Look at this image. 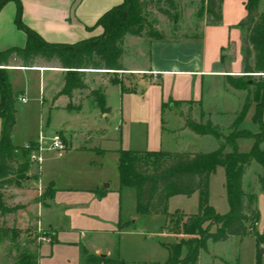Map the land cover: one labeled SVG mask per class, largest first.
Wrapping results in <instances>:
<instances>
[{
    "label": "crops",
    "instance_id": "1",
    "mask_svg": "<svg viewBox=\"0 0 264 264\" xmlns=\"http://www.w3.org/2000/svg\"><path fill=\"white\" fill-rule=\"evenodd\" d=\"M123 1L7 0L0 9V53L26 47L28 37L18 27V17L23 26L44 43L73 46L99 38L103 30L96 26L98 20ZM246 1L243 0L245 16ZM226 2L224 0L221 6V21ZM201 27L203 31L208 25L203 22ZM242 32L244 37L245 32ZM195 38L155 41L126 35L120 61L124 71L78 70L77 79L82 86L65 94L62 91L68 80V71L62 67L57 56L26 62L13 52L8 56L6 66L0 64L14 99L15 123L10 133L11 145L23 148L32 142H39L40 138L46 142L41 146L38 171L34 172V164H30L27 173L28 177L38 174V180L34 181L36 190L30 187L12 191L14 195H25L29 199L26 203H17V206L22 207L19 211L26 215V226L46 228L53 239L50 249L44 254L39 253L37 264L43 261L55 264L59 249L76 244L70 237L77 229L101 241L109 240L110 236L119 233L113 226L110 227V224L119 225L118 194L116 191H107L108 185L104 188L96 183L93 187H54L59 176L53 172L49 174L47 166L43 165L45 159L42 154L50 151L51 144L48 145V142L52 143L55 136L62 140L66 148L72 146L75 149L96 150L86 145V142L93 141L117 144L118 147L106 150L115 155L120 150L196 154L200 152L195 149V143L206 136L186 128L183 115L190 114L191 120L197 124L202 123L205 116L209 117L214 126L224 130L230 129L235 122L245 92L232 89L227 78L242 76V68L230 71L220 60L207 58L203 45L198 44ZM111 81H117V84ZM99 96L104 100L106 112L96 102ZM20 98H24L25 102H21ZM167 109L170 121L174 124L169 128H165L163 120ZM254 113L255 104H252L239 125L240 130L252 134L259 132L258 125L252 122ZM226 117L229 121L223 124L222 120ZM2 124L0 118V134ZM164 135H168L165 143ZM82 139L85 142L83 145L80 142ZM227 151L231 152V148ZM64 154H57V157L64 158ZM63 161L62 170L65 171L70 161ZM254 164L243 176V189L246 192L252 189L257 203V197L264 195L255 181L257 175L261 174L259 165L248 185L244 183ZM103 180H100V184L104 183ZM48 188L55 190L54 195L42 203L39 197ZM59 218L66 223L65 227L60 226ZM232 239L241 238H231L226 242ZM206 254L210 255L208 251ZM95 255L120 261L118 251L110 252L102 246L101 249L97 248ZM209 257L214 261L220 259L213 255ZM64 260L62 264H85L86 257L79 263H71L66 257Z\"/></svg>",
    "mask_w": 264,
    "mask_h": 264
},
{
    "label": "trees",
    "instance_id": "2",
    "mask_svg": "<svg viewBox=\"0 0 264 264\" xmlns=\"http://www.w3.org/2000/svg\"><path fill=\"white\" fill-rule=\"evenodd\" d=\"M6 1L0 0V9ZM198 1L208 19L207 25H218L221 22V6L224 0ZM259 2L260 0L246 1L244 5L246 16L238 25L245 32L241 40L243 76L238 78L228 76L227 83L232 89L245 92V98L240 113L230 127L231 132L227 137L222 138L216 127L212 129L210 122L203 126L189 118L185 120L186 128L195 134L212 137L218 142V148L204 154L118 151L119 186L135 189L138 214L166 215L170 198L175 196L189 198L195 193L198 194V212L190 216L180 214L187 218V221L182 222L179 228L183 234L198 235L199 238L176 244H162L168 252L166 264H197L200 252H207L209 241L226 242L231 238H243L249 233L255 238L257 251L264 246V234L256 231L259 219L256 195L252 189L247 192L243 189V176L251 164L256 163L261 167V174L257 175L255 181L260 192L264 194V12L259 11ZM144 3L145 0H124L121 5L112 8L98 20L96 26L103 30L99 38L73 46H53L44 43L26 29L18 17L17 25L26 32L27 45L22 50L10 49L0 53V64L6 66L7 58L13 52L19 54L26 62L35 58L51 59L57 56L62 67L68 71L63 94L82 86L77 79L78 70L124 71L120 61L123 54L122 42L126 35L133 37L145 35L155 41L164 40L162 34L152 27H147L142 15ZM155 3L157 6L166 7L160 8L159 12L169 21H176V15L169 12L176 8V0H155ZM250 74L259 75V80L246 81L244 77ZM111 83L117 84V81ZM96 102L103 112L107 111L102 96L97 97ZM13 104L10 85L4 71L0 69V118L3 120L0 134V215L2 216L13 214L22 207L8 208L2 201L1 191L12 186L20 188L22 180H38V174L31 177L27 175L30 168V153L38 151L37 142L28 144L30 147L28 150H24V147L14 148L10 143V133L15 123ZM252 104H255L252 122L259 127V132L255 134L246 130H237ZM239 137L252 140L248 152L237 151L235 140ZM227 146H230L231 152H225ZM18 152L23 159L20 168L15 167L14 155ZM219 167L225 172V190L229 206V211L223 215L217 214L208 204L209 180ZM49 191L47 199H52L55 190L48 188L41 195L40 202H44V196ZM173 215H167V222L171 223ZM182 246L186 247V255L183 258H181ZM83 253L86 257L85 264H122L120 261L91 255L85 249ZM38 257L37 253L32 255V264H37ZM256 264H261L259 258L256 259Z\"/></svg>",
    "mask_w": 264,
    "mask_h": 264
},
{
    "label": "rangeland",
    "instance_id": "3",
    "mask_svg": "<svg viewBox=\"0 0 264 264\" xmlns=\"http://www.w3.org/2000/svg\"><path fill=\"white\" fill-rule=\"evenodd\" d=\"M176 3V8L169 10L171 14L176 15V21H169L166 16L159 12L160 8L165 9L166 7L157 6L155 0H145L142 15L147 22V27H152L162 34L164 40H190L196 37V42L203 45L204 54L207 58H216L222 62V65L227 66L230 71H239L242 67L243 49L241 37H243V32L238 25L245 16L243 15V0H227L220 24L208 25L203 31L201 25L203 22L207 23L208 19L204 15L199 1L176 0ZM259 11L264 12V0L259 2ZM199 14H201V17H199ZM136 38L152 39L145 35ZM244 78L246 81L250 79L257 82L260 77L257 74H250ZM186 109L184 110L186 111ZM169 117L170 114L167 109L163 114V120L166 123L165 128L174 125ZM183 118L185 123V120L187 118L191 119V116L187 114L183 115ZM227 121H229L228 117L222 120L223 124ZM207 122L211 123L212 129L216 127L212 123L211 118L206 116L200 124L205 126ZM216 129L222 138L227 137L231 132V129L224 130L218 127ZM237 130L240 131L239 127ZM112 134L118 133L113 132ZM163 140L165 143L168 140V135H164ZM139 141L140 143L142 142L141 140ZM80 142L82 143L81 145L85 143L83 139ZM235 142L236 149L240 153L248 152L252 146V140L248 138L239 137ZM49 144L51 143L48 142ZM86 145L94 147L96 150L75 149L70 146L65 151L67 153L69 149L67 155L65 153L64 158H58L57 152L50 149L49 152L42 154V157L45 159L43 165L47 166L49 174L53 172L59 176L55 182V188L93 187L94 183H96L100 185V188L108 185L107 191H116L119 201V225L110 224V227L113 226L119 233L110 236L109 240L101 241L98 237L91 234L85 235L77 229L76 233L70 237L76 244L59 249L57 254L58 260L56 259L57 262L55 264H62L65 261V257L71 263H79L85 257L83 249L89 254L95 255V251H97V248L101 249V246L110 252L118 251L120 262L123 261L122 264H166L168 252L163 249L161 244H176V242L179 243L199 238L198 235H185L179 228L182 222L187 221V218L182 216V212L186 215L197 212V193L189 198L185 196L170 198L167 204L166 215H140L136 211L135 189L131 187L121 188L119 186L117 170L118 155L106 151L107 149L116 148L118 145L95 141L86 142ZM194 147L200 153H210L216 150L218 142L212 137L206 136L200 142L195 143ZM29 148V145L24 146V150H28ZM228 148L230 146H227L225 149L226 153L229 152L227 151ZM30 155L39 156L40 152L31 151ZM14 157L16 160L15 167L20 168L23 159L20 157L19 152L15 153ZM63 160L70 161L65 166V169H67L65 171L62 170L64 167L62 165ZM29 162L30 164H34V172L38 171V163H32L30 159ZM257 168H259L258 165L254 164V167L247 173L244 181L246 186L252 180ZM101 179H104V183L102 184H100ZM21 183L20 188L12 186L1 191L3 196L2 201L8 208H13L29 200L25 195L12 194V191L16 189H28L30 187L36 190V183L34 181L26 182L22 180ZM49 194L50 191L45 194L43 201L47 200ZM208 204L214 208L217 214L223 215L229 211L225 190V172L221 167L210 177ZM256 208L259 213L256 231L259 233L262 230L261 234H264V195L261 194L257 197ZM167 215H173L171 223L167 222ZM26 219V215L20 211L4 216L0 215V264H32L33 254H44L50 249L49 247L52 245L53 239L50 233H48L49 231L46 228L36 229L34 226H26ZM59 223L61 227H65L66 225L60 218ZM213 230L214 228H212ZM84 235L85 238H83ZM207 251L210 255L220 259L214 261L209 257L210 255L200 252L198 264H224V262L226 264H256V259L258 258L261 260V264H264V256H260V250L257 251L255 238L251 233L241 239H232L229 242H209ZM22 254H24L23 259ZM185 255L186 247L182 246L181 258L185 257ZM41 264H46V262L43 261Z\"/></svg>",
    "mask_w": 264,
    "mask_h": 264
},
{
    "label": "built area",
    "instance_id": "4",
    "mask_svg": "<svg viewBox=\"0 0 264 264\" xmlns=\"http://www.w3.org/2000/svg\"><path fill=\"white\" fill-rule=\"evenodd\" d=\"M20 101L21 102H25V99L24 98H20ZM43 141L44 140L42 138H40L39 139V142H37V144H38V152L41 151L42 144H46V142H43ZM26 146H28V145H26ZM50 148L52 150L56 151L59 156H61L62 154H64L65 151H66V149H67L66 148V145L62 142V140L58 136H55L53 138L52 143L50 145ZM30 161L32 163H34V162L39 163L40 162V155L39 156L30 155ZM43 240H45V238H43Z\"/></svg>",
    "mask_w": 264,
    "mask_h": 264
},
{
    "label": "water",
    "instance_id": "5",
    "mask_svg": "<svg viewBox=\"0 0 264 264\" xmlns=\"http://www.w3.org/2000/svg\"><path fill=\"white\" fill-rule=\"evenodd\" d=\"M260 255L261 256L264 255V249L263 248L260 249Z\"/></svg>",
    "mask_w": 264,
    "mask_h": 264
}]
</instances>
